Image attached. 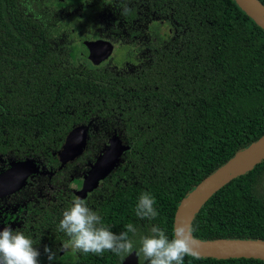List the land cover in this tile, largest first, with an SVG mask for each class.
<instances>
[{
    "label": "trees",
    "instance_id": "obj_1",
    "mask_svg": "<svg viewBox=\"0 0 264 264\" xmlns=\"http://www.w3.org/2000/svg\"><path fill=\"white\" fill-rule=\"evenodd\" d=\"M84 31L127 40L129 67L77 65L81 56L61 40ZM88 121L95 128L79 162L92 164L106 142L128 148L84 201L113 233L132 224L137 263L148 264L141 238L154 225L171 237L179 200L264 134V30L234 0H0V153L55 165L67 134ZM143 192L155 199L154 219L135 213ZM61 199L41 219H50L41 228L48 240L63 233L74 196ZM190 225L199 239L264 240V158L209 196ZM72 253L71 264H118L127 254ZM183 264L264 259L186 256Z\"/></svg>",
    "mask_w": 264,
    "mask_h": 264
},
{
    "label": "flooded vegetation",
    "instance_id": "obj_2",
    "mask_svg": "<svg viewBox=\"0 0 264 264\" xmlns=\"http://www.w3.org/2000/svg\"><path fill=\"white\" fill-rule=\"evenodd\" d=\"M113 34L115 33L111 34L103 31L76 32L73 38L61 40V47L63 46L65 50H68L72 46L75 49L74 51H77L81 56L80 61L77 62V65L81 67L114 71L127 69L129 67L126 59L128 49L124 48L121 42L127 43L128 41L115 39L112 36ZM118 35L116 34V36ZM93 41L100 42V46L109 44V53L104 55L105 51L103 53L99 52L102 50L100 47L90 56L89 43ZM66 61L68 62V59ZM91 123V121H88L86 124H80L69 132L79 130L86 134L85 141L83 139V148L76 156L68 160H61L57 152L63 148L62 145L55 153V165L38 158L12 159L0 153V230L4 227H11L13 231L22 232L32 240L34 247L40 248L41 252H43L44 245H49L54 251L61 249L62 244L69 238L64 232L57 234L58 240L44 238L41 228H49L51 223L49 218L47 223L41 219L48 217L47 214H50L57 205H61L62 196L68 202L71 201L69 195H73L77 180L90 167L91 163L88 160L79 162L78 158L85 150L89 134L94 132L95 126ZM74 134L69 135V142L72 144L74 139L78 142L80 138V136L74 137ZM110 134H116V131L113 130L107 135ZM111 145L112 143L109 144V146ZM24 165H31V171L25 173ZM59 171L61 173H57ZM95 188L90 191L87 197ZM51 235L49 233V236ZM37 236L42 237L37 238ZM73 256L71 248L57 251L53 264H71ZM40 262L41 264H47L43 254L40 257Z\"/></svg>",
    "mask_w": 264,
    "mask_h": 264
},
{
    "label": "clouds",
    "instance_id": "obj_3",
    "mask_svg": "<svg viewBox=\"0 0 264 264\" xmlns=\"http://www.w3.org/2000/svg\"><path fill=\"white\" fill-rule=\"evenodd\" d=\"M154 205V197L143 192L136 203L135 213L142 219H154L158 215ZM126 228L125 232L113 233L102 224L101 217L83 199L76 198L63 211L59 221V229L69 238L62 244L61 249L54 251L49 245H44L41 252L22 232L4 227L0 230V264H41L42 254L47 264H53L57 251L69 248L97 255L106 250L117 255L130 253L133 243L128 238V232L135 233L136 229L132 224H128ZM192 231L190 224L180 221L173 226L172 235L169 237L164 229L154 225L151 235L141 238L139 251L148 264H183L186 256L200 259L199 245L192 237Z\"/></svg>",
    "mask_w": 264,
    "mask_h": 264
},
{
    "label": "water",
    "instance_id": "obj_4",
    "mask_svg": "<svg viewBox=\"0 0 264 264\" xmlns=\"http://www.w3.org/2000/svg\"><path fill=\"white\" fill-rule=\"evenodd\" d=\"M238 7L251 18L256 25L264 30V6L258 0H234ZM90 45V56L100 47L106 55L110 51L109 44L100 46V42L93 41ZM98 52V53H99ZM105 57V56H104ZM69 134L65 138L64 146L69 142ZM76 133L74 134V137ZM128 148L125 142L116 140L109 146L106 142L96 156L95 161L88 170L77 180L73 192L74 197L84 199L99 182L106 177L120 161V156ZM59 152L57 154L59 155ZM264 158V134L251 142L245 148L239 149L222 165L204 177L185 196H183L174 211L173 226L180 221L190 224L199 207L217 189L226 184L232 178L250 170L256 163ZM24 177V176H23ZM21 183V182H20ZM193 237V236H192ZM199 247L201 257L228 258L251 257L264 259V240L262 239H199L193 237ZM118 264H138L135 251L127 253Z\"/></svg>",
    "mask_w": 264,
    "mask_h": 264
},
{
    "label": "rangeland",
    "instance_id": "obj_5",
    "mask_svg": "<svg viewBox=\"0 0 264 264\" xmlns=\"http://www.w3.org/2000/svg\"><path fill=\"white\" fill-rule=\"evenodd\" d=\"M155 25L158 28V30H160L161 32L166 31L168 28L166 23H160L159 22V23H155ZM119 58H120V56H119ZM72 133H76V136H80V138H79L78 142H76L74 139L73 144L69 143L67 146H64L60 150L59 158L61 160H68L69 158L76 156L80 152V150L83 148L86 134L83 131H79V130H73L70 134H72ZM83 139H84V141H83ZM30 167H32V166L31 165H24V172L26 173V172L31 171Z\"/></svg>",
    "mask_w": 264,
    "mask_h": 264
}]
</instances>
